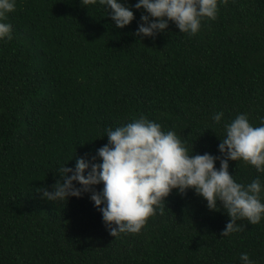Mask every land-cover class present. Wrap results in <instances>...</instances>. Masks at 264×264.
Listing matches in <instances>:
<instances>
[{"label": "trees", "instance_id": "1", "mask_svg": "<svg viewBox=\"0 0 264 264\" xmlns=\"http://www.w3.org/2000/svg\"><path fill=\"white\" fill-rule=\"evenodd\" d=\"M131 10L134 19L123 27L103 6L81 0H16L6 14L12 38L0 40V264H240L241 252L264 264V218L238 220L243 231L221 236L230 217L192 188L173 189L138 233L116 237L90 191L64 203L38 191H51L66 159L68 167L77 157L99 163L95 151L107 137L96 136L140 113L174 129L193 154H219L216 111L225 121L244 112L261 123L264 0H218L216 19L205 18L192 36L169 20L140 39L146 13ZM228 165L238 182L264 180L243 160Z\"/></svg>", "mask_w": 264, "mask_h": 264}, {"label": "clouds", "instance_id": "2", "mask_svg": "<svg viewBox=\"0 0 264 264\" xmlns=\"http://www.w3.org/2000/svg\"><path fill=\"white\" fill-rule=\"evenodd\" d=\"M81 3L87 8L103 6L116 27L134 19L132 8H143L146 14H141L136 29L140 39L165 30L169 20L179 32L192 36L201 30L205 18L214 20L218 13V0H136L131 6L126 0ZM15 7L16 0H0V40L12 38V25L6 22V14ZM211 120L223 126L224 134L219 136L217 145L219 154H193L191 144L174 129L165 130L161 123L140 113L114 128L105 127L96 136L107 137V142L95 151L99 163L77 157L74 165L68 167L64 162L70 158L66 159L56 169L59 179L51 185V191L46 187L38 191L51 202L63 203L70 196L79 197L90 191L89 198L94 206H99L106 228L116 237L138 233L148 217L163 211L164 198L173 189L183 194L192 188L206 200L209 209L222 206L230 217L221 236L241 232L244 225L238 220L258 224L264 218V180L256 176L250 182H238L228 171V161L243 160L264 173V117L254 126L247 113L225 121L224 112L216 111ZM217 160L218 168L214 166ZM101 182V189L91 188ZM238 258L240 264H257L248 252H241Z\"/></svg>", "mask_w": 264, "mask_h": 264}]
</instances>
